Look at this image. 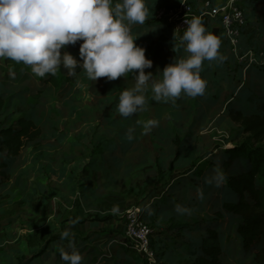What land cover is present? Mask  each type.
<instances>
[{
    "label": "rangeland",
    "instance_id": "374dc122",
    "mask_svg": "<svg viewBox=\"0 0 264 264\" xmlns=\"http://www.w3.org/2000/svg\"><path fill=\"white\" fill-rule=\"evenodd\" d=\"M180 2L146 0L148 19L130 26L136 43L153 61L147 72L156 80L174 58L189 55L174 30L156 19L161 7ZM261 14L249 21L262 22ZM209 25L218 28L220 20ZM253 35L246 34L252 54L261 55L264 34L258 39ZM224 39L219 49L223 59L207 60V69H201L207 81L202 96L182 94L175 103L157 102L149 86L146 109L126 118L117 111L116 94L135 86L131 73L113 81H92L84 70L72 76L61 66L75 83L58 91L39 81L30 66L0 58V95L11 100L0 115V128L32 111L45 123L37 141L8 169L9 184L0 185V264H65L59 249L70 251L69 239L82 253V264H142L120 245L127 215L136 209L153 230L158 264H195L200 256L209 258L204 250L210 247L218 250L221 264H264V246L256 243L245 250L236 233V217L226 212L216 216L212 209L224 192L217 174L228 158L226 150L246 143L264 148V135L255 137L230 116L234 109L244 115L263 113L264 66L258 64L264 60L249 68L250 61L240 65L241 59L226 54L230 43ZM82 42L62 51L80 59ZM241 85L243 91L236 96L233 87ZM148 119L159 125L145 134L143 122ZM129 128L134 129L131 138ZM4 160L1 153L0 162ZM202 164L192 179V171ZM190 226H199L198 231H190ZM65 230L71 236L61 239ZM211 232L215 237H209Z\"/></svg>",
    "mask_w": 264,
    "mask_h": 264
},
{
    "label": "clouds",
    "instance_id": "9594fccd",
    "mask_svg": "<svg viewBox=\"0 0 264 264\" xmlns=\"http://www.w3.org/2000/svg\"><path fill=\"white\" fill-rule=\"evenodd\" d=\"M148 17L146 0H0V58L22 62L38 77L55 75L61 66L72 76L82 68L92 81L102 77L113 81L133 73L135 86L120 93L117 106L125 118L146 109L149 86L157 102L175 103L182 94L202 96L207 87L201 76L203 62L223 59L217 35L207 30L199 16L186 19L180 46L189 55L174 58L156 80L145 71L153 61L146 57V48L136 43L138 37L130 27L144 24ZM79 41H83L80 59L62 51ZM158 125V120L148 119L143 122L144 133ZM133 132L129 128V138ZM180 208L177 205V211ZM112 211H118V206ZM70 236L68 230L61 233V239ZM68 249H59L65 264H82L84 258L74 240L69 239Z\"/></svg>",
    "mask_w": 264,
    "mask_h": 264
},
{
    "label": "trees",
    "instance_id": "16d2710c",
    "mask_svg": "<svg viewBox=\"0 0 264 264\" xmlns=\"http://www.w3.org/2000/svg\"><path fill=\"white\" fill-rule=\"evenodd\" d=\"M190 1L191 4L194 5L193 9L196 12L200 13L203 11V7L201 5L205 0ZM208 1L212 7L216 6L213 0ZM237 5L243 12L245 24L240 29L237 53L232 51L231 45H229L230 50L228 47H225V50L228 51L226 54L230 53L239 60L241 58L246 59L245 56H249V54L253 51V47L251 43H249V38H246V34L251 36L252 39L254 36L253 33L255 34V39L260 38V35L264 34V0H240ZM260 13H262L261 16L263 15L262 22H258L256 24L255 21H249V19L252 18L258 20V15ZM211 20L213 19L209 16L203 17L205 27L208 31L213 32V30L217 27L209 25V21ZM158 21L170 26L175 32L172 25L161 20ZM218 28L220 29L219 36L221 47L226 40L224 39L225 34L220 26ZM262 47L264 48V45H262ZM253 57L254 61L251 62L252 64L250 66L247 65V68L253 66L256 61L257 63L262 61L260 54H253ZM244 62L248 63L249 61L240 60V65H246ZM260 63L261 64L258 65L263 67L264 62L262 61ZM207 65L208 61L205 60L202 66L204 67V70L207 69ZM82 71V68L76 69L77 74H80ZM145 71L147 72V69H145ZM133 77L134 74L131 73L130 79ZM222 77L223 76H221V78ZM37 78L39 81L52 86L58 91H62L66 89L65 87H69L75 83L74 78L64 75L61 67L55 75L47 74L45 77L37 76ZM153 78L156 79L155 74ZM243 88L244 85L237 88L234 86L233 89H235V95L238 96V94L243 91ZM108 89L116 92L118 87L108 85ZM123 90L124 89L122 88L119 92L117 91V98H119V95ZM10 101L11 100L7 101L8 104ZM7 102L6 98L0 95V115L5 114ZM231 103L233 102L229 101L228 105ZM262 112L263 113H257L252 111L251 113H248V115H244V112L241 109H234L230 112V116L234 121L241 123L247 131L253 133L255 137L261 138L264 135V111ZM13 117V115L9 116L7 121H12ZM44 125L45 123L38 113H36V111H32L29 116L23 115L18 118L17 121H12L11 124H7L6 126L0 128V154L3 153L5 157V160L0 162V185L6 186L9 184L10 173L8 172V169L11 165H15L20 160L23 150L26 149L29 144L37 141L36 139L41 135ZM226 153L228 158L225 162H223V169L219 171V174H217L224 184V192L222 199H215L214 201L212 207L214 215L221 216L223 212H226L236 217V233L243 239V246L245 250H250L256 243H260L264 246V148H254L249 143H246L242 147L240 146L234 149L226 150ZM202 166L203 164L201 166H197L195 170L192 171V175L190 176L192 179H195V174L193 173L198 172L200 168H203ZM196 181L198 180L196 179ZM181 183L183 182H178V185ZM211 183L212 182L209 183V188H211ZM174 184L175 182L173 183V187L176 189L178 186L176 184L174 186ZM203 186L206 187V182H203ZM206 191L207 190H204V192ZM141 220L145 223L143 213L141 214ZM198 227L199 226H190L189 230L198 231ZM153 235L154 234L151 236V246L156 253L157 260L160 261V256L155 248ZM215 235V232H211L209 237H215ZM120 245L125 249V252H130L133 255L136 254L142 264H147L146 259L138 255L133 249L126 247L124 237L123 241L120 242ZM212 249L213 248L210 247L204 250V252L208 254L209 258L200 256L197 258L195 264H221L218 259V250Z\"/></svg>",
    "mask_w": 264,
    "mask_h": 264
},
{
    "label": "built area",
    "instance_id": "2783aa9c",
    "mask_svg": "<svg viewBox=\"0 0 264 264\" xmlns=\"http://www.w3.org/2000/svg\"><path fill=\"white\" fill-rule=\"evenodd\" d=\"M193 16H199L202 21L204 16H209L211 19L220 20V28L227 37L232 47V51L237 53L238 38L240 29L245 24V18L242 10L237 5L236 0H231L225 6L212 7L207 0L203 4V11L196 12L189 0H183L177 5L169 7H161L157 13V19L167 22L175 29L177 39L183 35L184 28L187 27L186 19H191ZM241 58V61H254L253 54ZM260 57L264 60V51ZM152 231L148 225L141 220V212L139 209L128 213L126 218V227L124 230V239L126 247L133 249L136 253L146 259L147 264H158L157 256L151 246Z\"/></svg>",
    "mask_w": 264,
    "mask_h": 264
},
{
    "label": "water",
    "instance_id": "95a60500",
    "mask_svg": "<svg viewBox=\"0 0 264 264\" xmlns=\"http://www.w3.org/2000/svg\"><path fill=\"white\" fill-rule=\"evenodd\" d=\"M219 31H220L219 28H215V29L213 30V33H214L215 35H217V38L220 40Z\"/></svg>",
    "mask_w": 264,
    "mask_h": 264
},
{
    "label": "crops",
    "instance_id": "0c3cea01",
    "mask_svg": "<svg viewBox=\"0 0 264 264\" xmlns=\"http://www.w3.org/2000/svg\"><path fill=\"white\" fill-rule=\"evenodd\" d=\"M226 1H228V0H214V2L216 3V6H218V5H220V4H223V3H225Z\"/></svg>",
    "mask_w": 264,
    "mask_h": 264
}]
</instances>
